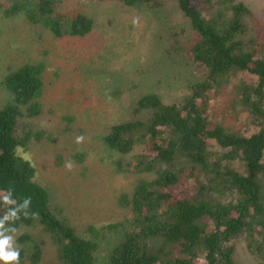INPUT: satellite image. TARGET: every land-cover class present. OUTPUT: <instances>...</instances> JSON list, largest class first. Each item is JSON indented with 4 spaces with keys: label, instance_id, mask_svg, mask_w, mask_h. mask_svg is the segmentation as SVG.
I'll use <instances>...</instances> for the list:
<instances>
[{
    "label": "trees",
    "instance_id": "trees-1",
    "mask_svg": "<svg viewBox=\"0 0 264 264\" xmlns=\"http://www.w3.org/2000/svg\"><path fill=\"white\" fill-rule=\"evenodd\" d=\"M174 1L189 20L185 54L201 79L174 102L141 95L134 118L103 136L120 171L151 175L125 199L130 217L90 226L84 236L52 210L34 166L17 153L30 138L18 119L40 114L43 89V66L24 63L2 80L13 98L0 107V236L40 225L59 264H235L234 243L242 238L264 264V36L252 34L259 21L239 0ZM0 12L22 14L58 38L82 37L93 27L71 0H0ZM17 241L19 260L10 264H38L39 241L24 233Z\"/></svg>",
    "mask_w": 264,
    "mask_h": 264
},
{
    "label": "rangeland",
    "instance_id": "rangeland-1",
    "mask_svg": "<svg viewBox=\"0 0 264 264\" xmlns=\"http://www.w3.org/2000/svg\"><path fill=\"white\" fill-rule=\"evenodd\" d=\"M71 1L92 20V29L82 37L58 38L22 14L0 12V107L13 98L2 83L4 76L21 64L40 63L41 112L19 117V131L29 132L30 138L17 153L34 166V181L47 189L52 210L85 236L90 226L129 218L125 199L138 179L151 177L120 171L114 164L117 153L103 136L112 125L134 118L133 105L141 95L180 100L202 72L186 57L192 30L174 0H163L159 9L118 0ZM239 1L259 21L252 34L264 36V0ZM134 151L141 153L143 147ZM5 214L0 203V216ZM22 233L39 241L38 264H59L57 247L40 225L0 236L8 240L5 251H15ZM233 258L235 264H258L242 238L234 243Z\"/></svg>",
    "mask_w": 264,
    "mask_h": 264
},
{
    "label": "clouds",
    "instance_id": "clouds-1",
    "mask_svg": "<svg viewBox=\"0 0 264 264\" xmlns=\"http://www.w3.org/2000/svg\"><path fill=\"white\" fill-rule=\"evenodd\" d=\"M68 167H71L69 164ZM8 245V240L3 239L0 240V260H3L5 262L8 261H17L19 260V251H5L6 246Z\"/></svg>",
    "mask_w": 264,
    "mask_h": 264
}]
</instances>
